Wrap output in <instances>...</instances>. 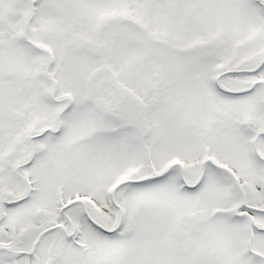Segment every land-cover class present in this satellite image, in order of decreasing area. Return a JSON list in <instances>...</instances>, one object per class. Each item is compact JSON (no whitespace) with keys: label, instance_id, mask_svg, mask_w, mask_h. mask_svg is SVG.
<instances>
[{"label":"snow or ice","instance_id":"obj_1","mask_svg":"<svg viewBox=\"0 0 264 264\" xmlns=\"http://www.w3.org/2000/svg\"><path fill=\"white\" fill-rule=\"evenodd\" d=\"M0 264H264V0H0Z\"/></svg>","mask_w":264,"mask_h":264}]
</instances>
